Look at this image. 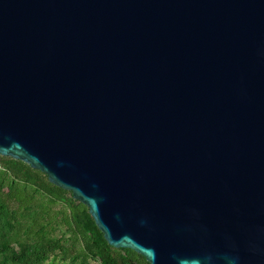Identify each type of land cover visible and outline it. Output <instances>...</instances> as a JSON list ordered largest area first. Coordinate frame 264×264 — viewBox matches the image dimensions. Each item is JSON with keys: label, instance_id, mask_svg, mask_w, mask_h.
Segmentation results:
<instances>
[{"label": "water", "instance_id": "obj_1", "mask_svg": "<svg viewBox=\"0 0 264 264\" xmlns=\"http://www.w3.org/2000/svg\"><path fill=\"white\" fill-rule=\"evenodd\" d=\"M0 157L148 264H264V0H0Z\"/></svg>", "mask_w": 264, "mask_h": 264}, {"label": "trees", "instance_id": "obj_2", "mask_svg": "<svg viewBox=\"0 0 264 264\" xmlns=\"http://www.w3.org/2000/svg\"><path fill=\"white\" fill-rule=\"evenodd\" d=\"M148 264L107 244L86 206L19 160L0 157V264Z\"/></svg>", "mask_w": 264, "mask_h": 264}, {"label": "rangeland", "instance_id": "obj_3", "mask_svg": "<svg viewBox=\"0 0 264 264\" xmlns=\"http://www.w3.org/2000/svg\"><path fill=\"white\" fill-rule=\"evenodd\" d=\"M91 264H97L96 262H93V263H91Z\"/></svg>", "mask_w": 264, "mask_h": 264}]
</instances>
